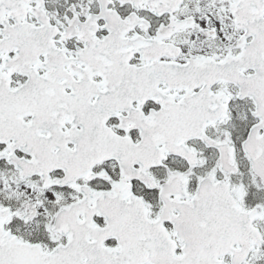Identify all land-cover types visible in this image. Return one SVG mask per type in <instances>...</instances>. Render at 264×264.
<instances>
[{"label": "snow or ice", "instance_id": "6c2138e0", "mask_svg": "<svg viewBox=\"0 0 264 264\" xmlns=\"http://www.w3.org/2000/svg\"><path fill=\"white\" fill-rule=\"evenodd\" d=\"M0 264H264V0H0Z\"/></svg>", "mask_w": 264, "mask_h": 264}]
</instances>
